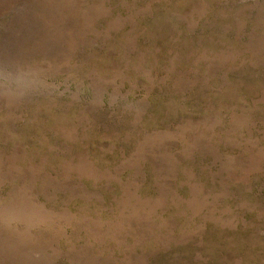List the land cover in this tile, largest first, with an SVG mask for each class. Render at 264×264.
<instances>
[{
  "label": "rangeland",
  "instance_id": "1",
  "mask_svg": "<svg viewBox=\"0 0 264 264\" xmlns=\"http://www.w3.org/2000/svg\"><path fill=\"white\" fill-rule=\"evenodd\" d=\"M0 264H264V0H0Z\"/></svg>",
  "mask_w": 264,
  "mask_h": 264
}]
</instances>
